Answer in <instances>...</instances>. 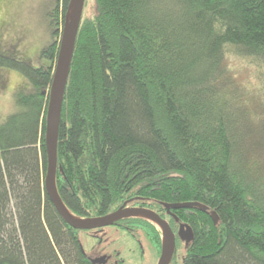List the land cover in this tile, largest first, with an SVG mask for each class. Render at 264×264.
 I'll use <instances>...</instances> for the list:
<instances>
[{
	"label": "trees",
	"instance_id": "1",
	"mask_svg": "<svg viewBox=\"0 0 264 264\" xmlns=\"http://www.w3.org/2000/svg\"><path fill=\"white\" fill-rule=\"evenodd\" d=\"M93 2L62 107L65 205L82 219L143 207L175 234L191 228L187 247L176 235L172 264H264V0ZM71 7L56 0L38 66L0 55V69L29 84L0 124V264H93L86 232L64 221L45 188L49 90ZM122 222L161 252L152 222Z\"/></svg>",
	"mask_w": 264,
	"mask_h": 264
},
{
	"label": "rangeland",
	"instance_id": "2",
	"mask_svg": "<svg viewBox=\"0 0 264 264\" xmlns=\"http://www.w3.org/2000/svg\"><path fill=\"white\" fill-rule=\"evenodd\" d=\"M88 1V7L84 11L86 16L92 15L94 5L93 0ZM55 2L56 0H0V55L38 66L37 60L42 50L53 42L49 18ZM236 67L251 73V77L255 71L252 67L251 71L248 68L241 69L239 65ZM28 88L29 84L22 74L6 68L0 69V124L16 111L13 98L15 91ZM154 225L161 231L158 225ZM80 239L85 252L91 253L96 249H100L103 254L111 252L117 254L123 264H158L161 255L145 237L138 244L126 231L114 225L103 228L100 242L86 233H81ZM182 256L181 247L177 258L181 260Z\"/></svg>",
	"mask_w": 264,
	"mask_h": 264
},
{
	"label": "water",
	"instance_id": "3",
	"mask_svg": "<svg viewBox=\"0 0 264 264\" xmlns=\"http://www.w3.org/2000/svg\"><path fill=\"white\" fill-rule=\"evenodd\" d=\"M86 0H72L71 11L68 20L63 28L59 42V52L54 68L53 80L49 90L48 107L45 123V147L47 155V172L45 177V188L47 194L56 207L57 211L64 221L72 228L78 231H92L104 227L115 225L116 222L127 218H145L153 221V224L161 228L163 235V243L161 255L158 264H170L176 251V234L173 232L168 221L163 219L155 211L143 207H127L119 209L108 215L82 219L74 216L62 200L56 183L57 167H58V140L61 124L62 107L64 95L70 73L72 58L75 50L77 35L83 20ZM73 8V9H72ZM168 211L170 206L164 205ZM177 208V205H172ZM212 219L215 223L218 222V217L215 213L212 214ZM185 229L181 227V231ZM187 236L192 232L191 228L187 227ZM180 234H182L180 232ZM185 236V235H184ZM186 236V237H187ZM184 238V237H183ZM83 252H85L83 250ZM93 264H105V258L91 259Z\"/></svg>",
	"mask_w": 264,
	"mask_h": 264
},
{
	"label": "flooded vegetation",
	"instance_id": "4",
	"mask_svg": "<svg viewBox=\"0 0 264 264\" xmlns=\"http://www.w3.org/2000/svg\"><path fill=\"white\" fill-rule=\"evenodd\" d=\"M127 207H133V206H126V207H124V208H127ZM115 212V211H114ZM113 213V212H112ZM161 216V215H160ZM163 218V217H162ZM164 219V218H163ZM124 220V219H123ZM166 221H168L169 222V220H167V219H165ZM119 223H123L122 222V220H120V221H118V222H116V224L114 225V226H117V227H119V228H121V226H120V224ZM169 224H170V222H169ZM171 226V225H170ZM122 229V228H121ZM180 229H181V227H180ZM179 229V230H180ZM102 230H103V228H101V229H96V230H92V231H85L86 232V234L88 235V236H90L91 238H96L99 242L100 241H102ZM173 230V229H172ZM125 231V230H124ZM174 232V231H173ZM182 233V235H183V237L184 238H182V240L184 241V243H183V246L184 247H187L188 245H189V243H190V241H191V239H192V237H193V234H192V232H190L189 233V235L187 236V230L186 229H183L182 231L180 230L178 233H176V235H179V233ZM185 235V236H184ZM187 236V237H186ZM181 240V238H180V240L179 241H182ZM136 241H138V240H136ZM139 243L138 244H140L141 243V241H138ZM141 246V250L143 249V247H142V244L140 245ZM176 246H177V239H176ZM92 256H93V258L94 259H97V258H105V260H106V263H112V264H119V262L120 261H123V260H120L119 258H117V254L116 255H114V253H105V254H103V253H101V250L100 249H96V250H93V252H92ZM173 259V258H172ZM170 264H172V261H171V263Z\"/></svg>",
	"mask_w": 264,
	"mask_h": 264
}]
</instances>
